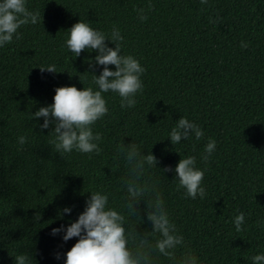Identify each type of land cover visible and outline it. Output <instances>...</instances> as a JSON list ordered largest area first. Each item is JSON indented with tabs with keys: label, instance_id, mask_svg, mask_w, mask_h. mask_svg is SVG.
<instances>
[{
	"label": "trees",
	"instance_id": "trees-1",
	"mask_svg": "<svg viewBox=\"0 0 264 264\" xmlns=\"http://www.w3.org/2000/svg\"><path fill=\"white\" fill-rule=\"evenodd\" d=\"M149 3L154 8L141 21L134 8ZM27 6L43 22L22 27L19 40L0 47V264H15L17 254H28L32 264H65L78 238L65 242L52 229L76 221L93 190L109 194L128 227L141 236L151 232L144 202L138 206L143 223L122 207L126 169L118 146L133 142L156 156L157 168L148 174L159 181L198 264H252L251 256L264 253V0H27ZM81 19L105 33L119 27L121 54L146 69L144 91L134 108H121L115 93L104 94L109 112L93 129L103 136L99 155L61 156L48 144L55 124L42 129L44 118L33 114L54 102L58 87H95L93 74L103 66L90 62L98 53L75 57L65 45L67 31ZM50 64L59 73H41L39 67ZM182 116L203 129L202 139L171 143L168 134ZM20 136L27 137L23 146ZM209 138L216 148L202 162ZM189 155L205 170L203 199L176 190L175 167ZM239 212L245 223L237 233L232 221ZM155 259L171 264L158 254Z\"/></svg>",
	"mask_w": 264,
	"mask_h": 264
},
{
	"label": "clouds",
	"instance_id": "clouds-1",
	"mask_svg": "<svg viewBox=\"0 0 264 264\" xmlns=\"http://www.w3.org/2000/svg\"><path fill=\"white\" fill-rule=\"evenodd\" d=\"M200 2L208 4V0ZM153 8L154 5L149 3L147 8L136 7L134 11L141 21H146V13ZM219 19L209 17V22L219 23ZM41 21L43 22V17L40 12L29 10L27 0H0V47L11 44L14 38L19 40L22 35L19 30L22 27L36 25ZM67 33V49L75 57H79L85 50L97 52L94 62L90 63L93 68L102 65L103 71L98 76L93 74L92 84L95 87L85 86L83 90L76 86L56 88L54 102L39 108L33 118H44V123L40 125L42 129L55 124L54 130L49 134L51 139L48 144L61 156L73 151L99 155L103 136L93 129L109 112L104 94L115 93L120 98L121 108H134L136 96L144 91L142 76L146 69L135 56L121 54L124 37L116 25L112 26L110 33H105L95 29L91 22L81 19ZM107 41L115 44V48L109 47ZM240 47L246 49L248 44L242 41ZM109 65H115L116 70H111ZM39 68L41 73H59L55 64ZM80 79L82 81L81 76ZM168 135L171 143L176 145L193 136L200 140L204 137V131L195 122L182 116ZM26 142V136L18 138L21 146ZM215 148V139L209 138L201 156L202 162L208 161ZM118 154L123 158L126 169L125 176L121 178L122 190L126 193L122 207L127 210L129 217H136L143 223L138 206L144 202L152 231H146L141 236L136 226H127L124 213L110 205L108 193L103 190L90 191L85 210L78 219L67 227L61 225L52 229L53 236L63 233L62 239L65 242L78 238L67 251L65 264H156L157 254L167 258L171 264H198L197 255L187 248L184 236L170 217L163 193L158 187L159 181H154L148 174L149 169L157 168L156 156L151 151L145 155L134 142L130 145L121 143ZM196 165V156L189 155L182 156L175 167L176 190L183 189L184 197L193 200L198 196L201 199L206 196L203 187L205 170ZM163 171L172 169L166 168ZM62 211L70 214L72 209L65 207ZM232 222L237 233L243 232L245 214L239 212ZM257 224L260 222L257 221ZM181 247L185 250L178 257L177 251ZM14 258L15 264H32L33 259L28 254H17ZM59 258L57 255V259ZM251 261L252 264H264V253L251 256Z\"/></svg>",
	"mask_w": 264,
	"mask_h": 264
}]
</instances>
